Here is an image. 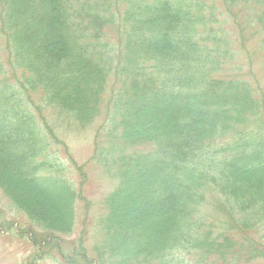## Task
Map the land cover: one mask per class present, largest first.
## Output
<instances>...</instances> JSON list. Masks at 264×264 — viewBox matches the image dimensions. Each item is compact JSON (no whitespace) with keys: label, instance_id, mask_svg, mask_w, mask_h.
Here are the masks:
<instances>
[{"label":"trees","instance_id":"1","mask_svg":"<svg viewBox=\"0 0 264 264\" xmlns=\"http://www.w3.org/2000/svg\"><path fill=\"white\" fill-rule=\"evenodd\" d=\"M247 4L246 21L239 10ZM222 5L241 38L254 22L264 30V0ZM208 6L0 0V189L41 228H29L32 262L61 247L76 222L78 192L54 151L64 144L59 134L92 124L103 108L115 135L98 160L118 185L96 256L84 248L78 264L264 256L262 240L249 234L264 230V96L240 73L221 74L218 40L209 49L210 31L201 34L216 22ZM208 194L228 217L219 234L202 218Z\"/></svg>","mask_w":264,"mask_h":264},{"label":"rangeland","instance_id":"2","mask_svg":"<svg viewBox=\"0 0 264 264\" xmlns=\"http://www.w3.org/2000/svg\"><path fill=\"white\" fill-rule=\"evenodd\" d=\"M206 2L209 4L207 13H211L212 7L215 6L216 22L212 24V31L208 27L207 31L203 30L201 34L206 35L208 30L210 31L206 41L209 49H214L217 46L215 41L218 40L220 47L216 49L220 50L218 63L221 66V74L240 73L244 79L255 85L257 94L264 96V30L261 25L254 22L256 24L248 28L241 38L238 24L225 13L222 0ZM250 8V4H247L239 10L246 21V11ZM214 55L212 50V56ZM37 99L38 97H35V100ZM109 99L107 96L106 101ZM262 100L264 101V97ZM103 110L105 111L92 124L84 128L69 127L66 133L59 134L64 144L54 145L58 164L61 163L62 170L73 180L78 192L75 203L76 222L71 233L61 235V247L48 248L41 259L32 262V257L36 256L38 250L32 242V232L29 228H41L17 210L0 189V222L6 226L0 229V264H78L80 261L77 259V253L84 248L88 249L90 259L96 256L94 249L101 239L100 221L108 211L106 200L118 185L114 169L104 166L98 160L101 149L108 148V142L114 140L115 135L113 114L108 113L105 108ZM111 132L112 138L108 136ZM214 202L213 197L208 194L202 218L207 224H214V231L219 234L223 231L222 225L226 224L228 217L213 209ZM252 232H249L250 236L262 240L264 248V237L261 239L264 230ZM236 238L242 239L240 234ZM185 261L186 264H227L219 260L218 256L207 258L203 262L197 261L194 253H185ZM232 264H264V256L250 260L243 256Z\"/></svg>","mask_w":264,"mask_h":264}]
</instances>
